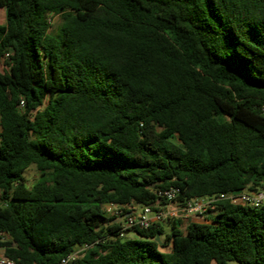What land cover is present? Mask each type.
Listing matches in <instances>:
<instances>
[{
  "label": "trees",
  "instance_id": "obj_1",
  "mask_svg": "<svg viewBox=\"0 0 264 264\" xmlns=\"http://www.w3.org/2000/svg\"><path fill=\"white\" fill-rule=\"evenodd\" d=\"M7 53L5 257L59 264L91 245L73 264H264V205L221 202L208 223L133 239L104 211L264 188V0H0Z\"/></svg>",
  "mask_w": 264,
  "mask_h": 264
},
{
  "label": "built area",
  "instance_id": "obj_2",
  "mask_svg": "<svg viewBox=\"0 0 264 264\" xmlns=\"http://www.w3.org/2000/svg\"><path fill=\"white\" fill-rule=\"evenodd\" d=\"M10 53H7L3 58L4 66L3 71H8L9 66L6 64L9 61ZM24 101L20 103V109H23ZM180 195V190L171 188L167 191L159 193V196L168 200L169 205H166L160 210L154 211L149 207L142 209L139 214H129L123 216V209L118 205H108L104 208L105 215L116 217L122 222L120 237L126 236L130 230L135 228L148 229L153 224L164 223L168 219L193 221L202 218L203 220L207 215L217 211V205L221 202H229L232 205H243L252 208H259L264 205V188L255 190L253 192H239L229 194H219L210 197H203L192 199L185 204H173V202ZM202 223H208L206 220ZM1 237L4 235L0 234ZM103 243L99 240L96 244ZM92 246L84 245L75 252L62 259L59 264H73L74 261L81 258ZM0 264H18L17 262L8 259L4 254H0Z\"/></svg>",
  "mask_w": 264,
  "mask_h": 264
},
{
  "label": "rangeland",
  "instance_id": "obj_3",
  "mask_svg": "<svg viewBox=\"0 0 264 264\" xmlns=\"http://www.w3.org/2000/svg\"><path fill=\"white\" fill-rule=\"evenodd\" d=\"M1 23L4 24L5 23V15L2 12V16H1ZM50 23H51V28H50V33L51 34H56L57 33V29L58 26L60 24V20L57 17L51 18L50 19ZM3 66H4V61L3 59L0 60V71H3ZM26 177V181L27 184L32 187L34 184H36V182L39 179V172L37 171V169L33 166L31 167L25 174ZM0 206H2V202L0 201ZM205 220V219H204ZM204 220L202 218H199L198 221L204 222ZM187 224V223H185ZM164 226L166 229V233H170L171 232V224L169 221H165L164 222ZM135 233L134 232H130L128 234V238L133 239L135 238ZM162 241H164V237L162 238ZM2 253V252H1Z\"/></svg>",
  "mask_w": 264,
  "mask_h": 264
},
{
  "label": "crops",
  "instance_id": "obj_4",
  "mask_svg": "<svg viewBox=\"0 0 264 264\" xmlns=\"http://www.w3.org/2000/svg\"><path fill=\"white\" fill-rule=\"evenodd\" d=\"M134 209H135L137 214H139L142 211V208H139V207H135ZM192 222H194V223H202L201 221H198V220H193ZM0 254H4V251L0 250Z\"/></svg>",
  "mask_w": 264,
  "mask_h": 264
},
{
  "label": "water",
  "instance_id": "obj_5",
  "mask_svg": "<svg viewBox=\"0 0 264 264\" xmlns=\"http://www.w3.org/2000/svg\"><path fill=\"white\" fill-rule=\"evenodd\" d=\"M119 222H121V220H120V219H117V220L115 221V223H119ZM157 242H160V239H159V237H157Z\"/></svg>",
  "mask_w": 264,
  "mask_h": 264
}]
</instances>
